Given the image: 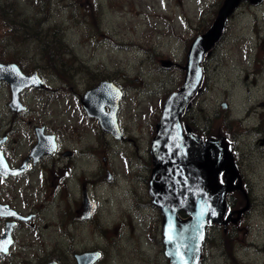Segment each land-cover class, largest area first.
<instances>
[{
	"label": "rangeland",
	"instance_id": "obj_1",
	"mask_svg": "<svg viewBox=\"0 0 264 264\" xmlns=\"http://www.w3.org/2000/svg\"><path fill=\"white\" fill-rule=\"evenodd\" d=\"M222 1L0 0V62L36 70L45 81V89L21 93L27 111L19 116L65 135L70 149L96 142L98 163L90 188L96 216L88 222L75 214L84 185L65 180L63 166H38L20 181L0 179V203L35 214L15 232L16 245L0 264H76L75 254L94 251L101 254L95 264H168L161 215L148 194L150 141L165 97L183 81L191 40L210 26ZM202 66L200 93L183 120L206 137L229 132L245 190L229 201L247 212L224 236L221 227L207 229L200 264H264V2L236 11ZM102 80L122 91L120 140L101 133L80 106ZM9 99L2 82V133L16 116ZM75 156L80 169L94 168Z\"/></svg>",
	"mask_w": 264,
	"mask_h": 264
},
{
	"label": "water",
	"instance_id": "obj_2",
	"mask_svg": "<svg viewBox=\"0 0 264 264\" xmlns=\"http://www.w3.org/2000/svg\"><path fill=\"white\" fill-rule=\"evenodd\" d=\"M242 1L246 0H224L209 29L193 40L186 57L184 82L164 102L160 119L155 125L150 149L153 168L149 194L152 204L159 208L162 215V243L169 264H199L208 222L223 225L225 229L227 223H236L241 213L247 209L236 210L225 216L226 195L233 191H243L229 143L224 138L202 141L200 137L193 136L187 126V133L184 134L180 122L184 108L189 106L188 101L198 91L202 79L200 63L203 55L219 41L226 20ZM247 1L255 5L261 0ZM0 79L6 80L10 85L12 96L9 106L13 111L23 109L18 101V94L23 88L41 87L35 74L24 76L14 64L0 65ZM103 85L106 84L101 83L89 90L82 100L88 115L97 118L102 127L103 115L97 108L87 105L86 101L92 100L95 105L106 101V104L109 97L100 89ZM112 90L114 96L111 116L115 128L114 116L120 93L114 87ZM221 174L223 183L219 181ZM0 175H10V170L3 161H0ZM86 202V198L83 199L88 217L93 206L86 205ZM179 212H184L187 217L181 218ZM233 214H236L235 218L232 217ZM0 216L17 215L7 206L0 205ZM12 226L13 223H8L0 237V252L5 253L12 242ZM98 257L97 253L83 254L77 256V262L92 264Z\"/></svg>",
	"mask_w": 264,
	"mask_h": 264
},
{
	"label": "flooded vegetation",
	"instance_id": "obj_3",
	"mask_svg": "<svg viewBox=\"0 0 264 264\" xmlns=\"http://www.w3.org/2000/svg\"><path fill=\"white\" fill-rule=\"evenodd\" d=\"M18 118L19 121L21 122V132L24 134L23 136L20 135V131H19L20 127L18 124L19 122L17 120H14ZM90 123L97 124L94 120H90ZM37 127H42L43 134L54 135L55 150L52 153L50 154L45 153L47 148L46 146L49 144L50 139L41 138L42 134L41 133L39 134L36 131ZM8 128L9 129L5 131V133L0 134V139H4V143L1 146V150L3 151V154L9 166H12L13 168H18L19 166H29L24 173L17 175L16 177H13L11 180L17 181L24 178L26 175L30 174L36 168H38V166H63V168H60V174L63 176V178H66V180H68L69 182L72 181L78 184L83 183L84 188L81 194L83 195L84 193H87L88 195H90L89 192H91L90 191L91 186L96 185L97 182L96 179H97L98 163H97L96 142L93 144L92 143L86 144V146L83 149L81 148L70 149L69 144H66L64 141L65 135L57 136L53 134L52 131L49 130L46 124L44 123L38 124L36 123V121H31L30 119H24L19 115L13 116V119L9 122ZM8 134H10V136H8ZM13 135H17V136L13 138ZM120 138H121V134H120ZM102 141L105 144H107V142L104 139ZM19 144H24L23 149L20 151L12 147V146L17 147ZM36 144H40L41 146L37 151V153L33 155L32 149ZM75 154H79V156L85 163H87L89 166H93L94 168L88 170L87 169L83 170V168L80 169L81 167L78 164L77 157L75 156ZM103 161H105V159H103ZM78 171H80L79 174ZM99 172L100 170H98V174ZM82 177H83V181L81 180ZM93 212H94L93 213L94 216L96 211L94 210ZM19 213L22 212L19 211ZM81 213H82L81 200H79L77 211L75 212L76 216L79 219H81ZM76 216L73 215V218H75ZM90 219H92V215L89 219L83 221L88 222ZM6 221H7L6 219H0L1 232L3 231L4 224L6 223ZM11 221L16 222L13 231V238H14L15 235L14 232L22 228L23 225H26L25 224L26 222L24 223L16 219H12ZM27 223H29V221ZM14 243H16V239L14 240ZM10 253L11 251H9V253L6 256L10 255Z\"/></svg>",
	"mask_w": 264,
	"mask_h": 264
},
{
	"label": "trees",
	"instance_id": "obj_4",
	"mask_svg": "<svg viewBox=\"0 0 264 264\" xmlns=\"http://www.w3.org/2000/svg\"><path fill=\"white\" fill-rule=\"evenodd\" d=\"M0 10H1V9H0ZM43 44H44V43H43ZM46 44L49 45V43H46ZM53 49L55 50V47L53 46V48H52V46L49 45V50H50V51H53ZM239 195H240V194H239ZM240 197H241V195H240ZM236 207H237V206H236ZM236 207H235V208H236ZM225 233H226V232H223V236L225 235Z\"/></svg>",
	"mask_w": 264,
	"mask_h": 264
},
{
	"label": "bare ground",
	"instance_id": "obj_5",
	"mask_svg": "<svg viewBox=\"0 0 264 264\" xmlns=\"http://www.w3.org/2000/svg\"><path fill=\"white\" fill-rule=\"evenodd\" d=\"M258 252H261V249H258Z\"/></svg>",
	"mask_w": 264,
	"mask_h": 264
}]
</instances>
